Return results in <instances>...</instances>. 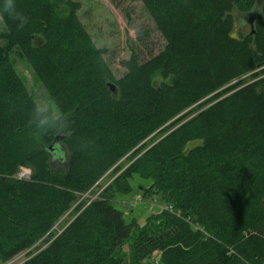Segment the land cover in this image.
Wrapping results in <instances>:
<instances>
[{"label":"trees","instance_id":"1","mask_svg":"<svg viewBox=\"0 0 264 264\" xmlns=\"http://www.w3.org/2000/svg\"><path fill=\"white\" fill-rule=\"evenodd\" d=\"M135 1L165 47L144 62L132 54L116 79L79 4L61 16L49 0H12L10 14L0 0V264L24 253L22 264H123L130 225L115 198L131 192L134 176L170 208L135 235L137 263L264 264V0ZM249 16L253 35L236 30ZM13 50L49 94L58 114H45L61 131H37L40 108ZM52 153L67 155L66 165L54 168ZM21 168L29 180L17 178Z\"/></svg>","mask_w":264,"mask_h":264},{"label":"rangeland","instance_id":"2","mask_svg":"<svg viewBox=\"0 0 264 264\" xmlns=\"http://www.w3.org/2000/svg\"><path fill=\"white\" fill-rule=\"evenodd\" d=\"M54 6L55 10L61 16H66L69 13L67 6L68 2H74L80 5L78 11V17L81 23L86 28L87 32L92 37L95 44L100 48L106 50L105 60L111 69L116 79L122 78L127 70L123 66L124 62L130 60L132 54H137L140 61L144 62L151 56H155L160 53L165 43L161 35L157 32L156 27L149 17L145 7L139 1L135 0H49ZM254 27V25H253ZM236 30L249 34L252 30V26L247 24ZM5 32V27L0 20V45L5 46V42L1 39V36ZM148 33V37L145 36ZM11 64L26 86L28 92L38 105L40 109L50 111L52 114L57 115V109L52 103L49 94L46 92L44 86L39 81L31 66L24 60L17 50H13L10 53ZM242 82L252 80V77H244ZM240 80V81H241ZM162 75L156 73L153 76L154 86H158L163 82ZM171 82V79L167 80ZM225 93L230 92V89L234 87V84L227 86ZM196 112V108L192 110ZM201 142H193L188 145V149L200 145ZM61 153L66 154L63 145H60ZM55 156V166L64 167L66 165V158L61 161V158L52 153V157ZM60 159V160H59ZM22 169V168H21ZM20 169V170H21ZM124 170V169H123ZM110 172L98 183V186L94 189L91 195H85L84 198L95 199L98 194H102L104 190L114 182V180L122 173ZM23 171V170H21ZM31 175V171L26 172ZM152 182L144 181L138 176H134L130 180L131 192L128 194H117L115 198V207L124 213L126 223L130 225V235L128 240L118 250V257L121 258L123 264H139L135 261L131 249V244L135 239L137 232L143 229L153 228L152 220L149 218L153 215H157L165 210V203L161 200L159 195L152 190ZM96 196H92L93 194ZM170 209L169 207H167ZM75 211H69V213L53 228V234L61 232V229L67 226L74 218ZM147 229V230H148ZM41 241L39 244H43ZM36 245V246H37ZM26 254L21 256L19 261L22 264L26 261ZM153 258L157 259L158 255L155 254ZM152 261V260H150ZM149 261H144L143 264H147Z\"/></svg>","mask_w":264,"mask_h":264},{"label":"clouds","instance_id":"3","mask_svg":"<svg viewBox=\"0 0 264 264\" xmlns=\"http://www.w3.org/2000/svg\"><path fill=\"white\" fill-rule=\"evenodd\" d=\"M13 9L12 0H8L5 4V10L10 14ZM44 109H38L36 112L35 126L37 131L47 130L48 128H54L56 131L62 130V124L59 123L54 117L45 114Z\"/></svg>","mask_w":264,"mask_h":264},{"label":"built area","instance_id":"4","mask_svg":"<svg viewBox=\"0 0 264 264\" xmlns=\"http://www.w3.org/2000/svg\"><path fill=\"white\" fill-rule=\"evenodd\" d=\"M21 170H23V171H21ZM21 170H19V172L17 173V175H16L17 178L19 180H29L30 179L29 174L26 172H28V171L30 172V170L24 169V168H22ZM167 209L168 208L166 207L165 210H167ZM21 257L22 256H18L9 262H6L5 264H20L19 261H20Z\"/></svg>","mask_w":264,"mask_h":264},{"label":"water","instance_id":"5","mask_svg":"<svg viewBox=\"0 0 264 264\" xmlns=\"http://www.w3.org/2000/svg\"><path fill=\"white\" fill-rule=\"evenodd\" d=\"M255 17L254 16H249L248 18H247V24H249L250 26H252V30H251V34L250 35H253L254 34V31H253V25H254V23H255ZM111 87V89L113 90V91H115V89H114V86L113 85H111L110 86ZM60 139L58 138V139H56V144L58 143V141H59Z\"/></svg>","mask_w":264,"mask_h":264}]
</instances>
